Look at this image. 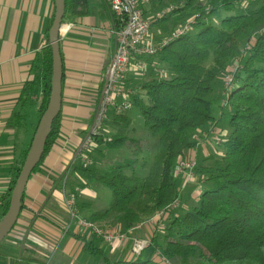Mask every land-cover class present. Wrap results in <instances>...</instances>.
<instances>
[{"label": "trees", "instance_id": "obj_1", "mask_svg": "<svg viewBox=\"0 0 264 264\" xmlns=\"http://www.w3.org/2000/svg\"><path fill=\"white\" fill-rule=\"evenodd\" d=\"M89 1L65 0L63 21L72 22L85 14ZM156 1L161 7L166 1L175 3V8L162 19L152 17V25L174 21L176 28L180 21H186L185 16H194L196 22L192 30L170 41L157 54L141 56L156 57L166 65L168 77L165 71L152 72L139 81L136 89L131 87L134 91L131 104L139 107L147 133L157 138V150L148 172L141 173L147 162L137 165L142 146L149 142L112 132L98 135L92 152L104 155L106 149L120 150L132 143L134 159L98 175L94 166L82 163L71 164L67 172L72 178H95L111 190L109 208L92 212L90 220L109 226L119 221L124 229H129L159 210H168L181 196L176 173L180 161L188 159L187 153L197 149L198 134L217 122L212 106L219 79L228 72L240 48L250 44L241 60L243 68L235 75L226 98L232 115L230 135L223 143L224 153L221 157L209 156L212 161L209 165L197 166L196 172L203 177L197 205L172 218L163 240L153 237L150 252L143 251L129 259H110L95 236H74L83 241L84 253L101 256L105 264H165L160 258H152L156 251L170 264H264V0ZM101 3L112 24L115 15L106 0ZM54 14L55 6L46 28L47 45L37 64L39 68L35 67L37 77L23 85L9 119L12 125L20 127L28 110L41 100L30 141L11 166L7 189L0 192V221L8 211L12 190L49 102L53 60L48 33ZM176 14L180 17L174 19ZM139 89L146 91L147 101L140 97ZM110 110L111 122L119 129L131 124L126 111ZM60 121L61 112L54 120L42 160L32 174L38 171L56 142ZM88 156L92 157L91 151ZM25 196L26 189L21 211ZM75 200L80 201L78 193ZM18 243L8 235L0 247L16 246L19 252ZM24 251L31 250L25 245ZM11 263L19 262L14 259Z\"/></svg>", "mask_w": 264, "mask_h": 264}, {"label": "crops", "instance_id": "obj_2", "mask_svg": "<svg viewBox=\"0 0 264 264\" xmlns=\"http://www.w3.org/2000/svg\"><path fill=\"white\" fill-rule=\"evenodd\" d=\"M54 6L53 0H0V192L7 189L11 166L19 159L31 138H24V132L17 131V126L12 125L9 119L23 85L37 77L36 68H39L37 64H40L41 54L47 45L46 28ZM85 11V14L72 22L63 21L60 37L63 59L61 128L51 151L26 186L25 207L19 215L15 229L17 232L14 230L12 234L19 241L17 246L21 249L17 252L16 246L5 244L11 251L17 252L14 254L18 258L25 245L31 250L27 252L33 259L37 257L39 248L54 252L61 247L65 256L76 252V259L84 255L92 264H98L97 257H101L84 253L83 241L74 235H86L87 238L90 235L78 228L71 217L68 219L67 212L61 206L58 190L61 184L66 192L81 196V186L77 185L76 179L72 178L67 182L62 179L67 175V168L81 159L79 148L93 124L105 69L114 52V41L109 33L111 23L101 0H90ZM162 27L151 29V42L156 43L168 35V28L164 25ZM148 58L138 55L132 57L126 84L133 89L149 73L165 70L156 57ZM40 103L41 100L38 99L37 110ZM109 123L111 120L108 117L101 134L111 133ZM210 130L211 128L198 134L197 149L188 153H201L200 159L207 158L205 153H210L208 146L213 140L211 137L215 135V131ZM181 175L183 174H180V181ZM67 185L69 190L66 189ZM196 185L192 184L188 188ZM187 209L188 207L184 208ZM172 216H178L177 211ZM150 226L152 225L144 222L135 230V235L147 237L151 234ZM96 242L110 259L133 257L129 242L113 250L114 252L110 245ZM3 256L4 254L0 257ZM12 256L13 254L5 256L4 261L17 258ZM151 256L153 259L158 258L155 252Z\"/></svg>", "mask_w": 264, "mask_h": 264}, {"label": "rangeland", "instance_id": "obj_3", "mask_svg": "<svg viewBox=\"0 0 264 264\" xmlns=\"http://www.w3.org/2000/svg\"><path fill=\"white\" fill-rule=\"evenodd\" d=\"M148 3H147V6L144 5V12L147 13L145 16L148 18L155 17V15L158 12H160L161 10H163L165 8L172 7V10L175 8V3L168 2V1H166L165 5H163L162 7L159 6L158 1H156V0H154V1L149 0ZM177 17H180V15L178 16V14H176L173 16L174 19H176ZM193 17L194 16H192V17L191 16H185L184 17V19L186 20L185 22L190 21ZM185 22L180 21L178 24L183 25V23H185ZM180 25H178L177 27H179ZM164 26H166L168 28V30H166L167 33L169 32L168 35L165 36V38H168L169 35H171L172 32L177 28V27L174 28V21L173 22L171 21L170 23H166V24H164ZM161 27H162V24L161 25L154 24L151 26V29L152 30H153V28H159L160 29ZM151 29H150V32H151ZM162 29L164 30L165 28L162 27ZM156 35L157 34H154V36H156ZM165 38H163V39H165ZM163 39H161V40H163ZM159 42L160 41H157L154 44H159ZM114 46H115V44H114ZM241 48L239 50V53L236 56L238 58V60L241 56H243L244 54H247L246 50L245 49L243 50ZM235 61L236 60H234V62L231 63V66L229 67L228 71L235 69L237 67L238 62L236 63ZM163 67L167 71L166 65H163ZM166 71L164 72V75L168 77L169 74ZM166 73H167V75H166ZM231 89H232V87H231ZM138 93H139L141 98H143L146 101L148 100L147 99V93L145 90L139 89ZM228 93H229V87L227 88L226 85L224 84L223 79L220 78L218 86L216 87V90H215L214 102H213V106H212L213 115L216 118L217 122L209 127V128H211V130H210L211 132L215 131L213 133V135L215 134L214 137H211L213 140L210 141V145L208 146L210 153H205V155L207 156V158H205V159H200L201 153H187L188 158L193 159V161L195 163L194 166L188 167V168H182V172H178V168H177V172H176L177 176L180 177V174H183V175H181L182 176L181 181L179 180L180 181V187H181V193H182L180 196V199L178 201H176L175 203H173L169 207L168 210H159L156 212V214L154 216L144 220L140 224L133 226L129 229H124L122 223L118 222V221L114 222V223L111 222L112 227L107 225L106 222L95 221V222L100 223L106 229H112V230L119 231V232L123 233L122 235H124V241H122L121 243H119L117 245H113V244L111 245L108 242L104 241L101 237H98L92 233H89L90 237L95 236L97 238L98 242L110 245V249L112 252H114L113 250L118 249V248L122 247L124 244H126L127 242H129L130 243L129 250H130L131 254H132V247L134 245L135 240L146 241L147 243H149V245L146 248H144L139 254H136V255H140L143 251H145V253H148V251L150 252V250L148 248L150 247V245L152 243L153 237L159 236V238L161 240H163V237L167 233L169 222L171 221L172 218H175L178 216L180 217L186 211V210H184V208L188 207V209L190 210L194 206L197 205L201 191H202L203 177L200 176L199 173L196 172V168H197V166H200V165H203V166L209 165L212 162L211 160H209V156L221 157L224 153L223 143L228 138V136L230 135L229 121H230V118L232 115V108L230 106L226 105V98L228 97ZM110 112H111V110H110ZM127 115L131 119V124L127 125L126 127L119 129L118 126L113 125L112 122L109 123L108 126L111 125L110 128H111L112 133H115V134L116 133H123V134H126L127 136H130V137L142 139L144 143H147L146 141L149 142L148 144L142 146L143 153H141L139 155V160H138V165H137V166H139V165H141V163L147 162L146 168L141 170L142 174H146L149 170V166H151V164L153 162L154 155H155L156 150H157V138L152 137L147 133V131L144 127L143 116L141 114L139 107L131 104L129 110H127ZM37 117H38V112H37L36 105H35V107L32 108L30 111L28 110V112L24 116V121H23L22 125L20 127H17L16 130L20 131V132H24V136H23L24 138H26V139H27V137L30 138L31 135L33 134L34 125L37 121ZM108 117L112 121L113 116L111 114L110 115L108 114ZM112 133H110V134L107 133L106 135H111ZM211 135L212 134H210V136ZM132 149H133V144L129 143V144H127L126 147H123L120 150H116V149L115 150H107L106 149L104 151V155H102L100 153H95V152L93 153L91 150L92 157L88 156V153H84L83 156L85 157V159L82 156L80 160L76 161V163H82V164L94 166L97 169V175H98V174L105 173L107 170H110L119 164H123V163L128 162L131 159H134V156L132 154ZM67 170H68V168H67ZM66 173H67V175L66 176L64 175L65 177H63L64 179H62V180L67 182V181L71 180L72 177H71V175L68 174L67 171H66ZM76 177L74 179H76V181H77L76 183H78L77 185L81 186V196H80L81 202L79 201L77 203L76 200L74 199V202L72 204V209H74V211H76L77 218L80 217L83 219L90 220L89 215L92 212H95V211H98L101 209L109 208V206L111 205V202H112V194H111V190L108 187H106L102 183L95 180V178L86 180L80 176L79 177L76 176ZM192 184L193 185L197 184V185L192 186V188L189 189L188 187L191 186ZM84 185H86V186H84ZM64 189H65V187H63V185L61 187V184H60L58 190H59V195H60V199H61V206H62L63 210L65 211V213L67 212L66 214H67V217L69 219L71 217V212H70V207L68 206L67 200L70 199V201H71L72 200L71 197H73V196L75 197V195L72 193L66 192ZM66 189L69 190L68 185L66 186ZM67 196H68V199L66 198ZM84 202L89 203V205H90L89 209L87 207L82 206L81 203H84ZM171 211H173V212L177 211L178 216H172L173 212H171ZM75 220H76V217H75L73 222H75ZM91 221H93V220H91ZM144 222H148L149 225H152V226H150L151 227V234H148L147 237H145L144 235L136 236L135 230L138 229V227H140ZM13 231H12V233L9 234L10 238H13V235H12ZM14 232H17V230H15ZM23 235H24V232H23ZM28 244H29V242H28ZM10 249H8V247L5 246V244H3L0 247V256H2V254H4L3 258L0 257V264H12L11 262L13 261V258H10L9 261L8 260L4 261L5 256L8 257V255L10 256V254L11 255L13 254L14 257H17V255L14 254L15 251L14 250L11 251ZM8 250L11 252H9ZM38 250H40V251L37 253V257L34 259H33V257L29 256L27 251H24L23 254L21 252V254L19 255V258L17 257L15 259L18 260V262H19L18 264H92V261L89 262L88 258L84 255L81 258L76 259V252L70 253L69 256L67 255L68 257L65 256L62 252L63 247H61L58 251H54V252L47 251L48 249L45 251L44 249L39 248ZM15 253H17V252H15ZM155 253H156V256L158 258H160V252L156 251ZM97 258H98V260H97L98 264H105L103 258H101V257H97ZM161 261H163V260H161ZM163 262L165 264L166 263L170 264L169 260L166 257H165V261H163Z\"/></svg>", "mask_w": 264, "mask_h": 264}, {"label": "built area", "instance_id": "obj_4", "mask_svg": "<svg viewBox=\"0 0 264 264\" xmlns=\"http://www.w3.org/2000/svg\"><path fill=\"white\" fill-rule=\"evenodd\" d=\"M149 0H106L116 20L111 24L109 33L114 39V52L111 61L107 65L104 74V81L101 89V96L93 118L91 129L85 136L83 143L79 148V155L82 157L84 153H88L96 147L95 138L102 133L105 127L106 119L110 109L115 108L118 112L127 111L131 106V96L133 89L126 84L127 75L131 66L132 57L155 55L170 41L192 30L196 20L193 17L190 21L183 23L177 27L168 38L160 40L159 44H154L149 40L150 29L152 26L151 18L144 14V5ZM172 11V7L165 8L155 15V20H159L167 16ZM250 44L245 48L249 51ZM244 50V49H243ZM240 57V56H239ZM243 56L236 63L238 65L225 73L222 77L226 87L230 89L234 83V77L243 68L241 63ZM144 66V63H143ZM84 157V156H83ZM85 159V157H84ZM193 159L182 160L178 165V172H182V168L194 166ZM68 199V196L66 197ZM67 200L70 207L71 219L78 228L86 231L87 234L92 233L101 237L109 244L117 245L124 241L123 233L112 229H106L100 223L78 217L76 211L72 209L75 197ZM90 235V234H89ZM149 245L146 241L135 240L132 247V255L139 254ZM160 259L165 261V257L160 255ZM167 264V263H166Z\"/></svg>", "mask_w": 264, "mask_h": 264}, {"label": "water", "instance_id": "obj_5", "mask_svg": "<svg viewBox=\"0 0 264 264\" xmlns=\"http://www.w3.org/2000/svg\"><path fill=\"white\" fill-rule=\"evenodd\" d=\"M55 14L48 33L49 44L52 50V81L51 94L46 110L44 111L30 144L29 151L12 190L10 205L0 221V244L11 233L20 215L22 198L28 180L34 168L41 162L45 152L47 139L52 131L55 118L61 112L63 59L60 48V37L65 15V0H54Z\"/></svg>", "mask_w": 264, "mask_h": 264}]
</instances>
